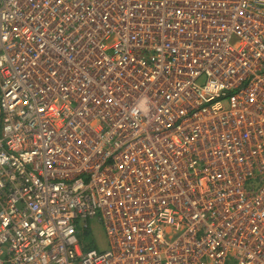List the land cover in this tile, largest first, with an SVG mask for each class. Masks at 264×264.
Segmentation results:
<instances>
[{
	"label": "built area",
	"instance_id": "built-area-1",
	"mask_svg": "<svg viewBox=\"0 0 264 264\" xmlns=\"http://www.w3.org/2000/svg\"><path fill=\"white\" fill-rule=\"evenodd\" d=\"M0 264H264V0H0Z\"/></svg>",
	"mask_w": 264,
	"mask_h": 264
},
{
	"label": "rangeland",
	"instance_id": "rangeland-1",
	"mask_svg": "<svg viewBox=\"0 0 264 264\" xmlns=\"http://www.w3.org/2000/svg\"><path fill=\"white\" fill-rule=\"evenodd\" d=\"M90 231H91V238L93 241L90 247L100 249V250L107 249L108 241H107L105 232L103 230L102 224L99 223L96 219L94 221H91Z\"/></svg>",
	"mask_w": 264,
	"mask_h": 264
},
{
	"label": "trees",
	"instance_id": "trees-1",
	"mask_svg": "<svg viewBox=\"0 0 264 264\" xmlns=\"http://www.w3.org/2000/svg\"><path fill=\"white\" fill-rule=\"evenodd\" d=\"M92 244L91 232L88 229H85L82 234V245L84 249L91 248Z\"/></svg>",
	"mask_w": 264,
	"mask_h": 264
},
{
	"label": "flooded vegetation",
	"instance_id": "flooded-vegetation-1",
	"mask_svg": "<svg viewBox=\"0 0 264 264\" xmlns=\"http://www.w3.org/2000/svg\"><path fill=\"white\" fill-rule=\"evenodd\" d=\"M93 242V241H92ZM93 248V247H92Z\"/></svg>",
	"mask_w": 264,
	"mask_h": 264
}]
</instances>
